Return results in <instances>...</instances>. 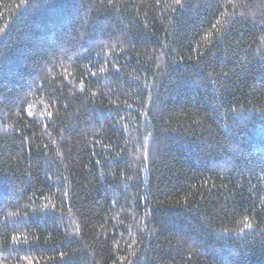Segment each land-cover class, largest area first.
<instances>
[{
  "label": "trees",
  "instance_id": "trees-1",
  "mask_svg": "<svg viewBox=\"0 0 264 264\" xmlns=\"http://www.w3.org/2000/svg\"><path fill=\"white\" fill-rule=\"evenodd\" d=\"M262 17L0 0V264H264Z\"/></svg>",
  "mask_w": 264,
  "mask_h": 264
},
{
  "label": "snow or ice",
  "instance_id": "snow-or-ice-1",
  "mask_svg": "<svg viewBox=\"0 0 264 264\" xmlns=\"http://www.w3.org/2000/svg\"><path fill=\"white\" fill-rule=\"evenodd\" d=\"M178 2H179V0H178ZM108 3L111 5V4L114 3V0H108ZM262 19H264V17H262ZM101 71H103V69H101ZM93 75H95V74H93ZM52 115H53L52 112H48V116H49V117H51ZM247 227H252V225L249 224V225H247ZM63 255H64V254L62 253L61 256H63ZM29 264H31V261H29Z\"/></svg>",
  "mask_w": 264,
  "mask_h": 264
}]
</instances>
